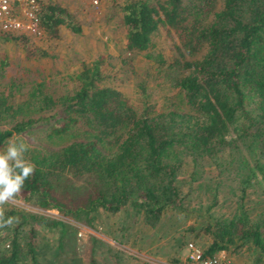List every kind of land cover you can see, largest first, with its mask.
<instances>
[{"label":"trees","instance_id":"trees-1","mask_svg":"<svg viewBox=\"0 0 264 264\" xmlns=\"http://www.w3.org/2000/svg\"><path fill=\"white\" fill-rule=\"evenodd\" d=\"M37 4L39 33L54 38L58 26L80 32L64 7L39 0ZM116 6L128 51L149 49L159 29L174 33L177 57L165 64L155 55L156 71L180 95L187 110L174 107L159 113L145 99L137 110L119 91L101 85L100 58L68 75L70 88L57 95L43 91L41 82H33L13 101L21 85L6 86L0 91V123H14L0 129V149L6 138L34 123L31 113L55 108L60 117L50 125L47 139L74 126L85 135V141L33 154L29 161L35 171L16 200L34 199L39 208L58 210L87 226L97 209L115 213L127 203L140 215L143 226L153 228L165 210H181L183 195L175 185L178 154H189L194 163L202 157L215 159L222 152L243 151L253 165L245 168L239 199L257 173L263 207L254 218L241 204L229 218L206 216L200 229L210 242L202 251L210 257L239 243L259 261L264 258V163L259 162L264 159V0H118ZM0 38L21 41L26 36L0 32ZM201 50L198 59H185ZM36 52L40 50L33 48L30 55ZM96 143L112 153L103 154ZM84 175L91 178L86 188L70 185L69 179ZM14 213L5 210V217ZM20 217L42 220L32 214ZM49 227L58 229V240L71 229L61 220H51ZM0 241V264H53L39 259L33 243L23 242L16 231Z\"/></svg>","mask_w":264,"mask_h":264},{"label":"rangeland","instance_id":"rangeland-1","mask_svg":"<svg viewBox=\"0 0 264 264\" xmlns=\"http://www.w3.org/2000/svg\"><path fill=\"white\" fill-rule=\"evenodd\" d=\"M39 1L64 7L80 27V32L75 34L64 26H58L54 38H47L37 31L27 32L21 41H3L0 38V62H4L0 72V91H5L10 84L21 85L19 93L12 97L13 101H18L33 82H41L43 91L57 95L70 88L68 75L100 58L101 85L119 91L137 110L142 99L159 113L174 107L187 110L180 101V95L156 71L155 55H160L165 64L177 57L178 41L173 32L159 29L149 49L128 51L124 47L121 14L116 6L118 0H96L95 3L93 0ZM187 1L184 0L185 3ZM219 2H216L217 6ZM33 48L40 52L31 56ZM202 52L194 57L185 56V59H198ZM29 117L34 123L6 138L0 150L10 139L22 140L28 144L24 155L29 160L33 154L56 151L73 141H85V135L78 126L59 137H45L50 125L60 117L57 108L31 113ZM13 123L14 120L1 122L0 129H7ZM95 147L103 154L113 151L98 143ZM177 156L180 162L175 185L183 195L181 210H165L153 228L143 226L140 215L133 213L127 203L115 213L97 209L90 226H87L58 210L41 209L34 199H30L26 202L16 200L15 204L3 206L5 210L15 211L12 216L18 217L19 222L1 229V237L16 231L23 242L33 243L39 259L46 263L190 264L185 257V243L191 241L203 250L210 242V236L200 229L206 216L211 219L229 218L237 213L241 204L249 218H254L262 209L263 200L257 173L250 178L243 198L239 199L240 188L245 182V168L253 165V160L245 152H222L215 159L202 157L194 163L185 152ZM243 160L246 163L243 164ZM259 162L264 163V159H259ZM90 180V176L84 175L69 179V183L80 189L86 188ZM28 214L42 220L30 222L28 217L21 220L20 215ZM51 220H61L71 226L66 237L58 240V229L49 227ZM58 241L60 247L57 246ZM223 251L232 264H264V258L256 260L244 244L236 243Z\"/></svg>","mask_w":264,"mask_h":264},{"label":"clouds","instance_id":"clouds-1","mask_svg":"<svg viewBox=\"0 0 264 264\" xmlns=\"http://www.w3.org/2000/svg\"><path fill=\"white\" fill-rule=\"evenodd\" d=\"M28 144L10 139L5 148L0 150V229L19 222L18 217H5V204H15L25 180L35 171V165L25 158Z\"/></svg>","mask_w":264,"mask_h":264},{"label":"built area","instance_id":"built-area-1","mask_svg":"<svg viewBox=\"0 0 264 264\" xmlns=\"http://www.w3.org/2000/svg\"><path fill=\"white\" fill-rule=\"evenodd\" d=\"M37 7V0H0V32H36ZM1 234L0 230V239ZM184 250L190 264H232L223 250L204 257L202 249L191 241L185 243Z\"/></svg>","mask_w":264,"mask_h":264}]
</instances>
